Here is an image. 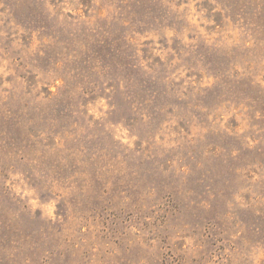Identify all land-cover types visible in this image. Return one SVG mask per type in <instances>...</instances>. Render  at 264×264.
<instances>
[{"label": "rangeland", "instance_id": "obj_1", "mask_svg": "<svg viewBox=\"0 0 264 264\" xmlns=\"http://www.w3.org/2000/svg\"><path fill=\"white\" fill-rule=\"evenodd\" d=\"M0 264H264V0H0Z\"/></svg>", "mask_w": 264, "mask_h": 264}]
</instances>
